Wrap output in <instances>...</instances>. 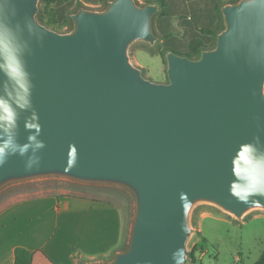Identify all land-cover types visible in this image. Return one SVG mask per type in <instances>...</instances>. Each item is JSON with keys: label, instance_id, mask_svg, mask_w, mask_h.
I'll return each mask as SVG.
<instances>
[{"label": "water", "instance_id": "95a60500", "mask_svg": "<svg viewBox=\"0 0 264 264\" xmlns=\"http://www.w3.org/2000/svg\"><path fill=\"white\" fill-rule=\"evenodd\" d=\"M39 3L0 0V194L56 180L127 194L123 248L78 264H187L198 205L264 210V0L224 4L198 57L166 50L167 82L130 56L158 43L159 2L80 5L66 32Z\"/></svg>", "mask_w": 264, "mask_h": 264}, {"label": "crops", "instance_id": "0c3cea01", "mask_svg": "<svg viewBox=\"0 0 264 264\" xmlns=\"http://www.w3.org/2000/svg\"><path fill=\"white\" fill-rule=\"evenodd\" d=\"M82 1L86 5L103 3ZM159 2V0H142ZM171 16H155L162 45L187 50L188 41L198 35L197 26L213 27L219 21L218 6L235 0H163ZM168 6L185 8L177 13ZM222 14V11H221ZM175 31V37L164 33ZM24 189L13 193L0 206V264H14L15 248L35 252L34 264H78L79 258H110L123 248L130 213L111 200L71 193L63 187Z\"/></svg>", "mask_w": 264, "mask_h": 264}, {"label": "rangeland", "instance_id": "374dc122", "mask_svg": "<svg viewBox=\"0 0 264 264\" xmlns=\"http://www.w3.org/2000/svg\"><path fill=\"white\" fill-rule=\"evenodd\" d=\"M138 2L144 4L142 0H138ZM104 3L100 6H90L83 2L79 4L77 1L72 9L66 12L64 25L57 31L66 32L72 28L70 14L80 5L99 9L105 6ZM43 6V0H40L39 13ZM176 8L168 6V10L172 12L186 11L183 7ZM154 26L158 32L155 19ZM130 56L133 63L143 70L145 77L156 82L168 81L167 62L161 41H158L155 46L137 42L131 46ZM41 186L44 190L52 186L63 187L71 193L115 201L124 207L126 213H130V198L120 190L82 186L59 180L7 190L0 194V206L16 191L40 188ZM192 223L195 232L188 245L189 261L187 264H256L264 251V210L262 209L254 210L242 220H238L213 205L201 204L194 209ZM194 246L197 250L194 252V259H192L190 252Z\"/></svg>", "mask_w": 264, "mask_h": 264}, {"label": "trees", "instance_id": "16d2710c", "mask_svg": "<svg viewBox=\"0 0 264 264\" xmlns=\"http://www.w3.org/2000/svg\"><path fill=\"white\" fill-rule=\"evenodd\" d=\"M54 1V3H53ZM88 1V0H87ZM105 0H96V1H88L94 3H103ZM162 3L163 11L160 15L163 16H171V14L166 10L165 3L163 0H159ZM150 2V1H146ZM43 8L41 9L39 15L37 16L39 21L43 24L48 25L52 29L59 30L64 25L66 20V12L71 10L72 7L76 4L74 0H43ZM79 4H82V1H79ZM219 10V21L215 26H197L196 29L198 31V35L193 37L190 41H188L187 50L185 52H180L173 46L166 44L163 42V51L165 53L166 50H174L177 53L187 55L191 58H196L200 54L201 50L212 48L216 43V35L223 28L222 24V14L220 10V5L218 6ZM61 13V15H60ZM165 38L175 37V31H170L164 33ZM197 248L194 246L190 252V258L194 259L195 251ZM35 261V252L19 246L15 248V258L14 264H34ZM256 264H264V251L261 254Z\"/></svg>", "mask_w": 264, "mask_h": 264}, {"label": "clouds", "instance_id": "9594fccd", "mask_svg": "<svg viewBox=\"0 0 264 264\" xmlns=\"http://www.w3.org/2000/svg\"><path fill=\"white\" fill-rule=\"evenodd\" d=\"M256 191H259V190H256ZM262 194H264V193H262Z\"/></svg>", "mask_w": 264, "mask_h": 264}]
</instances>
